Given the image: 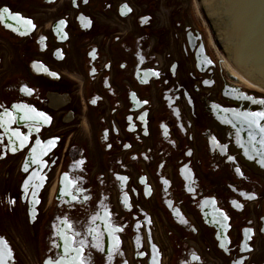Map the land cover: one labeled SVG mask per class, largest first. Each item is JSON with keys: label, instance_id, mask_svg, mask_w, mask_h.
Instances as JSON below:
<instances>
[{"label": "flooded vegetation", "instance_id": "flooded-vegetation-1", "mask_svg": "<svg viewBox=\"0 0 264 264\" xmlns=\"http://www.w3.org/2000/svg\"><path fill=\"white\" fill-rule=\"evenodd\" d=\"M5 7L0 264H264V97L218 66L194 0Z\"/></svg>", "mask_w": 264, "mask_h": 264}, {"label": "water", "instance_id": "water-1", "mask_svg": "<svg viewBox=\"0 0 264 264\" xmlns=\"http://www.w3.org/2000/svg\"><path fill=\"white\" fill-rule=\"evenodd\" d=\"M209 2L212 3L213 0H209ZM226 5L225 16L228 20L226 26L229 31L233 30V44L228 42L230 37L226 36L225 30L221 28L220 20L223 19L219 20L220 9L215 15L209 17L208 28L210 27V33L212 31L211 35L215 38V42H218L215 47L217 55L225 56L226 59L232 57V62L239 66L241 72L227 60L225 61L226 69L237 79L252 83L255 76L249 73H253L255 69L259 71L262 69L264 72V62L258 61L259 58L264 60V0H227ZM207 14H212L211 10L207 9ZM201 20L205 19L201 18ZM235 51H239V56L233 57ZM238 59L240 62L237 64ZM244 62L248 68L241 64ZM258 65L261 69L258 68ZM260 81L258 80L256 83L264 87L262 77ZM216 115L226 117L230 124H234L230 119V112H216Z\"/></svg>", "mask_w": 264, "mask_h": 264}, {"label": "snow or ice", "instance_id": "snow-or-ice-1", "mask_svg": "<svg viewBox=\"0 0 264 264\" xmlns=\"http://www.w3.org/2000/svg\"><path fill=\"white\" fill-rule=\"evenodd\" d=\"M8 11H9V9H8L7 7H5L4 9L0 10V14H2V13H7ZM17 17H19V14H17L16 17H11V18L15 19V18H17ZM28 23L31 24V21L29 20ZM22 29H23V25H21V30H22ZM53 75L55 76L56 73H53ZM93 102H94V101H93ZM36 115L39 116V117L42 118V119H45V120H46V119H49V118L46 116V114H44V113H42V112H37ZM249 115H250V117H251V122H252V123H256L257 126L260 127V131H261V132H264V126H260V125L257 123V118L264 119V111H259V112H255V113H250ZM21 118H22V119H32V120H34V121L36 120V117H34V116H25V117H21ZM33 127H35V123L33 124ZM27 139H28L27 136H23V137H21V138H20V143H21V145H23V143H24L25 140H27ZM13 151H15V149H13ZM228 158H229L230 160L232 159V157H228ZM25 170H27V169H25ZM237 171H239V169H237ZM69 227H71V226L69 225ZM76 252H77V258L79 259V264H85V262H84V257H83V255H82L81 251H80L79 249H77Z\"/></svg>", "mask_w": 264, "mask_h": 264}, {"label": "rangeland", "instance_id": "rangeland-1", "mask_svg": "<svg viewBox=\"0 0 264 264\" xmlns=\"http://www.w3.org/2000/svg\"><path fill=\"white\" fill-rule=\"evenodd\" d=\"M198 18V20L201 22V24L203 25V27L205 28V30H207V29H209L208 28V25H207V22H206V20H201V17H197ZM208 34V33H207ZM209 52L215 57V60H217L218 62H219V64L221 65V68L223 69V71H224V73L226 74H228L229 75V73H228V70L226 69V67H225V64H224V61L222 60V61H219L218 60V55H217V52H216V50L215 49H213L212 48V46L211 45H209ZM235 81H237V80H235ZM237 82H239L241 85H243V86H246V87H248L245 83H243V82H241V81H237ZM259 86V85H258ZM260 87V86H259ZM261 87H263V86H261ZM250 90H253L252 88H250V86L248 87Z\"/></svg>", "mask_w": 264, "mask_h": 264}, {"label": "bare ground", "instance_id": "bare-ground-1", "mask_svg": "<svg viewBox=\"0 0 264 264\" xmlns=\"http://www.w3.org/2000/svg\"><path fill=\"white\" fill-rule=\"evenodd\" d=\"M209 43H210V45L212 46V48L215 49L214 44H213L212 39H211L210 36H209ZM215 50H216V49H215ZM218 59H222V60L224 61V64H225V61H226V58H225V57L218 55ZM228 73L230 74L229 71H228ZM230 76H232V75L230 74ZM232 82H233L234 84H237V83L234 82V81H232ZM241 82L245 83L248 87H249V86H253V87H255V88L258 90V92L264 93V87L262 88V87H259L258 85L255 86V85H253L252 83H248V82H244V81H241Z\"/></svg>", "mask_w": 264, "mask_h": 264}]
</instances>
